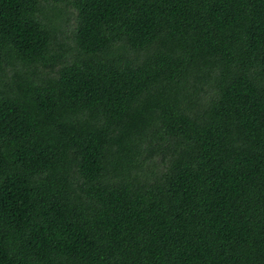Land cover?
<instances>
[{"label":"trees","instance_id":"obj_1","mask_svg":"<svg viewBox=\"0 0 264 264\" xmlns=\"http://www.w3.org/2000/svg\"><path fill=\"white\" fill-rule=\"evenodd\" d=\"M0 264H264V0H0Z\"/></svg>","mask_w":264,"mask_h":264}]
</instances>
